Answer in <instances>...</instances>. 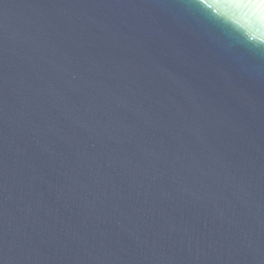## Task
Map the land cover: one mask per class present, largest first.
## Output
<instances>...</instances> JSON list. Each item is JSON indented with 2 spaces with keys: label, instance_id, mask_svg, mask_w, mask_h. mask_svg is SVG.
Wrapping results in <instances>:
<instances>
[{
  "label": "water",
  "instance_id": "1",
  "mask_svg": "<svg viewBox=\"0 0 264 264\" xmlns=\"http://www.w3.org/2000/svg\"><path fill=\"white\" fill-rule=\"evenodd\" d=\"M0 264H264V0H0Z\"/></svg>",
  "mask_w": 264,
  "mask_h": 264
}]
</instances>
